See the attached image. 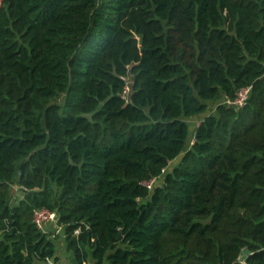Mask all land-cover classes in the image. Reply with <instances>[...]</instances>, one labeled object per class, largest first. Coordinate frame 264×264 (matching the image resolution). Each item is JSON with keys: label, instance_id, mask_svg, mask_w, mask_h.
<instances>
[{"label": "trees", "instance_id": "16d2710c", "mask_svg": "<svg viewBox=\"0 0 264 264\" xmlns=\"http://www.w3.org/2000/svg\"><path fill=\"white\" fill-rule=\"evenodd\" d=\"M60 237L71 264H264V0H0V264Z\"/></svg>", "mask_w": 264, "mask_h": 264}, {"label": "built area", "instance_id": "2783aa9c", "mask_svg": "<svg viewBox=\"0 0 264 264\" xmlns=\"http://www.w3.org/2000/svg\"><path fill=\"white\" fill-rule=\"evenodd\" d=\"M250 87L242 88L237 91L233 99L226 98L223 103L226 105L233 106L235 108H241L246 104L248 95L250 93ZM129 92V87L126 85L123 91V97H125ZM153 181L144 183L147 188L152 186ZM58 215L54 211H50L46 208L37 209L33 212V222L38 230L45 232L47 229H58L57 226ZM48 264H55L52 261H48ZM59 264V263H58ZM238 264H247L245 262V256L241 257Z\"/></svg>", "mask_w": 264, "mask_h": 264}, {"label": "rangeland", "instance_id": "374dc122", "mask_svg": "<svg viewBox=\"0 0 264 264\" xmlns=\"http://www.w3.org/2000/svg\"><path fill=\"white\" fill-rule=\"evenodd\" d=\"M195 124L197 125L196 121H193L191 123V127H195ZM179 159H177L175 162H173L171 165L176 164L178 162ZM171 168V166H170ZM169 169V168H168ZM53 230V229H52ZM64 244L62 242V237L58 238L57 240V256L60 258L59 260V264H71L70 259H68L66 253H65V248H64Z\"/></svg>", "mask_w": 264, "mask_h": 264}, {"label": "crops", "instance_id": "0c3cea01", "mask_svg": "<svg viewBox=\"0 0 264 264\" xmlns=\"http://www.w3.org/2000/svg\"><path fill=\"white\" fill-rule=\"evenodd\" d=\"M199 124V121L197 122V125Z\"/></svg>", "mask_w": 264, "mask_h": 264}, {"label": "water", "instance_id": "95a60500", "mask_svg": "<svg viewBox=\"0 0 264 264\" xmlns=\"http://www.w3.org/2000/svg\"><path fill=\"white\" fill-rule=\"evenodd\" d=\"M89 264H94V263H89Z\"/></svg>", "mask_w": 264, "mask_h": 264}]
</instances>
